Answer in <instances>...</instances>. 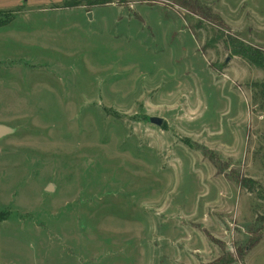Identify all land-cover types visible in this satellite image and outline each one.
Segmentation results:
<instances>
[{"label": "rangeland", "instance_id": "rangeland-1", "mask_svg": "<svg viewBox=\"0 0 264 264\" xmlns=\"http://www.w3.org/2000/svg\"><path fill=\"white\" fill-rule=\"evenodd\" d=\"M231 38L264 53V0H0V264H264Z\"/></svg>", "mask_w": 264, "mask_h": 264}, {"label": "trees", "instance_id": "trees-1", "mask_svg": "<svg viewBox=\"0 0 264 264\" xmlns=\"http://www.w3.org/2000/svg\"><path fill=\"white\" fill-rule=\"evenodd\" d=\"M231 43L234 54L244 57L257 67L264 68V53L260 49H256L250 44H246L242 39L238 38H231ZM254 86L256 87V91L253 96L254 102L261 104V108L264 109V82H257ZM253 184L254 181L250 179L248 180V183H244V186L251 189L253 187L251 185ZM251 190L253 191V189Z\"/></svg>", "mask_w": 264, "mask_h": 264}, {"label": "water", "instance_id": "water-1", "mask_svg": "<svg viewBox=\"0 0 264 264\" xmlns=\"http://www.w3.org/2000/svg\"><path fill=\"white\" fill-rule=\"evenodd\" d=\"M90 16H92V13H89ZM150 122L157 126H162L164 124V118L159 117V116H152L149 118ZM15 132V129L4 124H0V139L3 138L4 136L13 134ZM53 188V185H49L47 187L48 191H51Z\"/></svg>", "mask_w": 264, "mask_h": 264}]
</instances>
